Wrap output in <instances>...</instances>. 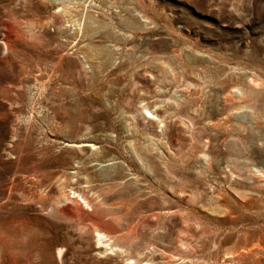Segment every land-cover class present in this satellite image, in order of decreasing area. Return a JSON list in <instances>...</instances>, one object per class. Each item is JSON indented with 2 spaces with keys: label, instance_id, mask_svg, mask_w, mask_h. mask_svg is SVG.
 Segmentation results:
<instances>
[{
  "label": "rangeland",
  "instance_id": "obj_1",
  "mask_svg": "<svg viewBox=\"0 0 264 264\" xmlns=\"http://www.w3.org/2000/svg\"><path fill=\"white\" fill-rule=\"evenodd\" d=\"M132 261L264 264V0H0V264Z\"/></svg>",
  "mask_w": 264,
  "mask_h": 264
},
{
  "label": "bare ground",
  "instance_id": "obj_2",
  "mask_svg": "<svg viewBox=\"0 0 264 264\" xmlns=\"http://www.w3.org/2000/svg\"><path fill=\"white\" fill-rule=\"evenodd\" d=\"M252 79V78H251ZM258 80V79H257ZM256 81H254V82H252L253 84H257V83H255ZM259 83H260V81H259ZM248 91V90H247ZM252 91V90H251ZM247 93V92H246ZM244 95H245V93H244ZM248 95H249V92H248ZM66 191V190H65ZM65 191L64 190H62L61 191V194H60V196L58 197V199L60 200L61 198H66L67 197V193H65ZM74 191H72V193H73ZM71 195V194H70ZM77 195H80V194H78L77 192H75V194L74 195H72L71 196V198H70V200L73 202V205H74V207H75V209L77 210V212H78V215H86L87 214V210L85 209V206H83V204H85V205H91V203H90V201L86 198V197H82V196H79L80 197V199L82 200V203L81 202H79L78 200H77V198H79V197H76L75 198V196H77ZM69 196V195H68ZM84 196V195H83ZM70 197V196H69ZM59 200H58V202H59ZM67 200V199H66ZM69 200V199H68ZM62 201H63V199H62ZM64 201H65V199H64ZM69 202V201H68ZM72 206V205H71ZM70 206V207H71ZM73 208V207H72ZM71 209V208H70ZM63 210H65V211H67L68 213H69V211H71V210H69V207L67 206V207H63ZM74 210V209H73ZM77 214V213H76ZM93 233H94V237L96 238V240H97V243L99 244V243H104V245H107V247L108 248H106V247H103V250H105V249H111V250H114L115 249V242L113 241V235H112V233H110V232H108L103 226H101L100 224H98V223H95L94 224V226H93ZM118 244V243H117ZM100 245V244H99ZM103 246V245H102ZM112 246L114 247V249H112ZM118 248V247H117ZM62 253V252H61ZM58 254H60V249H58ZM59 258H60V256H59ZM132 263L133 264H141L140 262H137V263H135L134 261H132ZM143 264H152L150 261L149 262H145V263H143Z\"/></svg>",
  "mask_w": 264,
  "mask_h": 264
}]
</instances>
